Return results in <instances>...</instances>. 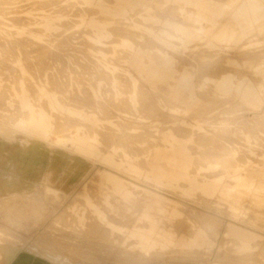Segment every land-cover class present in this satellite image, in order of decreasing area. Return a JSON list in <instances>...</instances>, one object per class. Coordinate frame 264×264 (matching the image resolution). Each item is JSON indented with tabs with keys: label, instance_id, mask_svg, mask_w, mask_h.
Here are the masks:
<instances>
[{
	"label": "rangeland",
	"instance_id": "obj_1",
	"mask_svg": "<svg viewBox=\"0 0 264 264\" xmlns=\"http://www.w3.org/2000/svg\"><path fill=\"white\" fill-rule=\"evenodd\" d=\"M236 2L204 9L188 6L192 0H0V264H214L177 247L142 250L201 230L204 210L221 213L224 228L225 218H240L235 208L257 207L264 196V151L258 162L240 152L264 146V106L253 108L243 93L264 86V0ZM119 27L133 34V50L117 47ZM27 41L31 52L65 49L66 68L29 67ZM138 51L147 61L176 62L191 83L184 95L176 96L179 76L149 85L135 67ZM37 53L29 60L42 65ZM226 79L232 85L223 90ZM40 88L67 99L72 118L52 120L39 137L35 168L43 172L23 179L15 153L34 135L20 101L37 100ZM172 150L186 155L182 164L159 158ZM55 152L63 156L57 174ZM182 179L189 184L175 183ZM241 228L259 254L264 231Z\"/></svg>",
	"mask_w": 264,
	"mask_h": 264
},
{
	"label": "crops",
	"instance_id": "obj_2",
	"mask_svg": "<svg viewBox=\"0 0 264 264\" xmlns=\"http://www.w3.org/2000/svg\"><path fill=\"white\" fill-rule=\"evenodd\" d=\"M228 1L230 3H228ZM236 1L237 0H234V3L231 4L232 1L230 0H192L193 4H188V6L204 9H227V7H237ZM219 23H223V20L221 19ZM234 23L236 22L234 21ZM116 31L121 38V41L116 43L117 47L123 48L122 50H133L135 48V44L131 39L133 37V34H131L129 31H126L122 27L117 28ZM26 48L27 57L30 58V56H32L33 59H36L37 52H35V50L31 52L33 48L30 47L28 41ZM64 52L65 49H62V51L60 50L58 52L39 50L37 55H40L39 58L43 61V64L37 65L36 62H32L31 64L29 58L27 60V64L29 67L41 66L40 69L43 71H63L64 68H66V57L64 55ZM135 62L136 70L140 74L143 73V77L152 87L156 86V84L161 85V83L164 82H175L176 78L179 76L181 78L179 83L177 84L176 96L178 95L180 97V95H184L185 91L191 86V83L188 80L187 76L183 74V71H181L180 69L178 70L177 63L171 61L169 56L166 57V61L163 64H160L154 61L144 60L143 52L138 51L135 53ZM58 66H60V68H58ZM128 84L131 85V81H129ZM231 85V81L226 79V81L221 84V88H223V90L224 88L228 90L230 89ZM1 86H4V84H1ZM33 91H31L32 94ZM35 91L36 92H34V94H38L39 99L37 98L36 100V97L34 95V97H31L28 94L29 100L27 98H22V101H20L21 110L24 114H27L29 116V120L32 121V125L29 127V131L32 135H34L31 138L27 135V137L31 139L30 144L26 146L24 150L15 153V157L18 162V169L16 173L23 179L35 178L41 175L43 172V170L38 166L35 168V165H37V163H39V160L43 158L41 153V144L43 143V140L39 137L45 138L50 133L52 128V120L59 117L72 118L68 116L67 106L64 104L67 99L61 98V96L59 97L53 92H49L47 94V92L42 89L41 91H39L38 89H36ZM108 91L110 90L108 89ZM243 91L244 96L249 99L253 108L264 106V86L260 85L257 88L247 86ZM46 98H48L49 100ZM32 99L36 100L37 103L34 104L32 102ZM147 102H149V97L146 93V103ZM128 103L130 104V102ZM261 146L262 148H264L263 145ZM262 148L260 149V147L258 148L254 145H251V148L249 149L248 146H242L240 152H242L243 154L241 156L244 159L250 158L254 160L255 158H257L258 162L260 156L262 155H260L259 153L264 151V149ZM3 150H5V145L0 143V151ZM236 151L238 152L239 150L237 149ZM62 157L63 156H61L59 152H55L54 154H52L53 163L51 169L55 174L58 173L59 166L61 162H63ZM159 158L170 162L174 161L176 162V166L178 162H184L186 155L172 150L166 155L159 154ZM111 165L116 166L114 164ZM150 166H152V164ZM123 167L136 168V165L129 164L123 165ZM148 173L147 175H142H145L147 177ZM109 175L110 180L114 182L119 181L117 180L118 178L114 176L115 174L113 175V173H110ZM185 177L191 179L188 177L187 171L185 173ZM175 183H177L179 186L182 183L189 184V182L184 179L178 180ZM115 187L121 189L122 187H124V185L119 183L115 184ZM252 196L254 195L252 194ZM254 199V197L251 198V200ZM256 200L260 204L257 207L251 206L240 208V213L239 209L235 208L236 212L234 213V215L236 217L239 216L240 218H235L233 220L225 218L229 222L226 223V226H224V228L221 219L224 217H222L221 213L204 210L202 213L203 218L201 230H194L192 234L187 235V237L180 236V238L178 237L177 239H173V244H167L163 240H156V246L153 250H151L149 253L144 250L142 251L145 254L158 255L164 254L167 251L161 250L162 248L170 249L173 247H177L180 248L181 252H186V258L190 260L212 259L214 261V264H264V244L261 246L260 253H256V247L253 246L252 243V241L254 240L252 233L241 228L242 225H248L250 227H257L261 231H264V196H258L256 197ZM182 241L185 242V245L183 246L180 244ZM138 246L140 247V249L142 248V245L140 243H138ZM140 255L144 254L141 253Z\"/></svg>",
	"mask_w": 264,
	"mask_h": 264
},
{
	"label": "bare ground",
	"instance_id": "obj_3",
	"mask_svg": "<svg viewBox=\"0 0 264 264\" xmlns=\"http://www.w3.org/2000/svg\"><path fill=\"white\" fill-rule=\"evenodd\" d=\"M1 4H3V3H1ZM6 4H7V3H6ZM43 4H44V3H43ZM0 10H1V9H0ZM3 11H4V10H3ZM6 11H7V10H6ZM11 11H12V10H11ZM17 12H18V11H17ZM0 13H1V12H0ZM14 13H15V12H14ZM5 15H6V14H5ZM18 18H19V17H18ZM15 19H17V17H16ZM15 19H14V20H15ZM19 19H21V17H20ZM23 19H25V18L23 17ZM23 21H25V20H23ZM217 28H218V27H217ZM14 40H15V38H14ZM17 41H18V40H17ZM22 41H23V40H22ZM13 42H15V41H13ZM17 43H18V42H17ZM22 43H23V42H22ZM8 44H9V41H8ZM18 45H19V44H18ZM22 45H23V44H22ZM0 46H1V45H0ZM12 46H13V45H12ZM14 46H16V45H14ZM10 47H11V45H10ZM18 47H20V46H18ZM26 47H27V46H26ZM28 47H29V46H28ZM12 48H13V47H12ZM1 49H2V48H1ZM15 49H16V48H15ZM21 51H22V50H21ZM2 58H3V57H2ZM259 62H260V61H259ZM1 63H2V62H1ZM1 65H2V64H1ZM0 76H1V75H0ZM24 77H25V76H24ZM263 77H264V76H263ZM50 84H51V83H50ZM57 84H58V83H57ZM57 84H56V86H58ZM51 85H53V84H51ZM59 85H60V84H59ZM61 85H62V83H61ZM93 86H94V85H93ZM4 87H5V86H4ZM6 89H7V88H6ZM28 90H29V89H28ZM18 91H19V90H18ZM18 91H17V93H18ZM95 92H96V91H95ZM12 95H13V94H12ZM89 95H90V94H89ZM4 96H5V95H4ZM6 98H8V97H6ZM2 105H3V104H2ZM31 105H32V104H31ZM261 109H262V108H261ZM17 111H18V110H17ZM257 112H258V111H257ZM260 112H261V111H260ZM263 112H264V111H263ZM15 115H16V114H15ZM257 115H258V114H257ZM260 115H261V114H260ZM263 115H264V114H263ZM57 116H58V115H57ZM57 116H56V117H57ZM4 117H5V116H4ZM10 117H11V116H10ZM16 117H18V116H16ZM64 117H65V116H64ZM12 118H13V117H12ZM25 118H26V117H25ZM59 118H60V117H59ZM6 119H7V118H6ZM9 119H10V118H9ZM262 119H263V118H262ZM10 120H11V119H10ZM16 120H17V118H16ZM16 120H15V121H16ZM62 120L65 121L66 119H65V120L62 119ZM2 121H3V120H2ZM257 121H258V120H257ZM9 122H10V121H9ZM58 122H59V121H58ZM65 122H66V121H65ZM2 123H3V122H2ZM5 123H6V122H5ZM74 123H75V122H74ZM243 123H244V122H243ZM255 123H256V122H255ZM257 123H258V122H257ZM0 124H1V123H0ZM60 124H61V123H60ZM241 124H242V123H241ZM250 124H251V123H250ZM253 124H254V123H253ZM253 124H252L251 126H253ZM258 124H259V123H258ZM5 125H7V124H5ZM62 125H63V124H62ZM239 125H240V123H239ZM254 125H255V124H254ZM78 126H79V125H78ZM85 126H86V125H85ZM5 127H6V126H5ZM9 128H10V127H9ZM11 128H12V127H11ZM13 128H14V127H13ZM0 129H3V128H0ZM14 130H15V129H14ZM4 131H5V130H4ZM8 131H9V129H8ZM16 133H17V131H16ZM16 133H15V134H16ZM7 134H8V133H7ZM22 134H25V133H22ZM97 134H98V133H97ZM4 135H5V134H4ZM9 135H11V134H9ZM24 136H27V134L24 135ZM26 138H28V137H26ZM104 138H105V136H104ZM107 138H108V137H107ZM107 138H106V139H107ZM4 139H5V138H4ZM10 139H11V138H10ZM13 139H14V138H13ZM13 139H12V140H13ZM36 139H37V138H36ZM38 139H39V138H38ZM24 144H25V143H24ZM25 145H26V144H25ZM34 150H36V149H34ZM32 154H33V153H32ZM21 157H22V156H21ZM27 161H28V160H27ZM180 163H181V162H180ZM181 164H182V163H181ZM178 166H179V165H178ZM183 166H184V165H183ZM154 167H155V166H154ZM23 169H24V168H23ZM155 169H156V168H155ZM151 171H152V170H151ZM175 171H176V170H175ZM107 173H108V172H107ZM18 174H19V172H18ZM176 174H177V173H176ZM173 175H174V173L172 174V176H173ZM241 175H242V174H241ZM155 176H156V175H155ZM157 176H159V175H157ZM157 176H156V177H157ZM174 176H175V175H174ZM180 176H181V175H180ZM151 177H153V176H151ZM168 177H169V176H168ZM170 177H171V176H170ZM184 177H185V176H184ZM147 178H148V177H147ZM164 178H165V177H164ZM172 178H173V177H172ZM160 179H162V177H161ZM178 179H179V178H178ZM154 180H155V179H154ZM174 180H175V179H174ZM187 181H188V180H187ZM159 182H160V181H159ZM163 182H164V181H163ZM192 182H193V181H192ZM194 182H195V181H194ZM46 183H47V182H46ZM167 183H168V181H167ZM167 183H166V184H167ZM163 184H164V183H163ZM37 188H38V187H37ZM179 189H180V188H179ZM212 191H213V190H212ZM257 191H260V190H257ZM201 192H202V191H201ZM230 192H233V191H230ZM230 192H229V193H230ZM260 192H261V191H260ZM207 193H208V192L205 193V191H204V194H205V195H206ZM229 193H228V194H229ZM34 194H35V193H34ZM208 194H209V193H208ZM208 194H207V195H208ZM210 194H211V193H210ZM225 194H226V193H225ZM207 195H206V196H207ZM221 195H222V194H221ZM34 196H35V195H34ZM23 197H24V196H23ZM4 200H5V199H4ZM5 201H6V200H5ZM15 201H16V200H15ZM41 201H42V200H41ZM263 201H264V200H263ZM11 202H12V201H11ZM12 203H13V202H12ZM43 203H44V202H43ZM43 203H41V204H43ZM6 204H7V202H6ZM10 205L12 206V204H10ZM10 205H9V203H8V206H9V207H7V208L10 209ZM15 206H16V205H15ZM21 206H22V205H21ZM21 206H20V207H21ZM32 206H33V205H32ZM1 207H2V206H1ZM23 207H24V205H23ZM23 207H21V208H23ZM42 207H43V205H41V208H42ZM27 208H28V207H27ZM30 208H32V207H30ZM4 209H5V208H4ZM37 209H38V208H37ZM37 209H36V213H37L38 210H40V208H39L38 210H37ZM42 209H43V208H42ZM42 209H41V210H42ZM6 210H8V209H6ZM15 210L17 211V209H15ZM18 210H19V209H18ZM43 210H44V209H43ZM12 211H14V210H12ZM19 211H21V210H19ZM28 211H29V210H28ZM22 212H23V211H22ZM44 212H45V211H44ZM6 213H8V212H5V214H6ZM11 213H12V212H11ZM31 213H32V212H31ZM16 214H17V216H19L18 213H16ZM33 214H34V213H33ZM2 215H3V214H2ZM7 215H10V214H7ZM14 215H15V214H14ZM22 215H23V214H22ZM22 215H21V216H22ZM49 215H50V214H49ZM28 216H29V215H28ZM3 217H4V216H3ZM12 217H13V216H12ZM19 217H20V216H19ZM6 218H7V220L10 219V217H9V219H8V217H6ZM32 218H33V216H32ZM37 218H39V217H37ZM49 218H50V216H49ZM3 219H5V218H3ZM17 219H18V217H17ZM56 219H57V218H56ZM20 220H21V218H20ZM42 220H43V219H42ZM12 221H13V220H12ZM16 221H17V220H16ZM18 221H19V220H18ZM22 221H23V220H22ZM7 222H8V221H7ZM27 222H28V221H27ZM4 223H5V222H4ZM9 223H10V222H9ZM11 223H12V222H11ZM11 223H10V224H11ZM22 223H23V222H22ZM25 223H26V222H25ZM16 224H17V222H16ZM28 224H29V223H28ZM6 225H7V224H6ZM23 225H24V224H23ZM33 225H35V224L33 223ZM33 225H32V226H33ZM2 226H3V225H2ZM7 226H8V225H7ZM18 226H19V225H18ZM26 226H27V225H26ZM26 226H25V227H26ZM30 226H31V225H30ZM25 227H24V228H25ZM27 227H28V226H27ZM14 228H15V227H14ZM37 228H38V226H37ZM49 228H50V227H49ZM100 228H101V227H100ZM7 229H8V228H7ZM15 229H16V228H15ZM28 229H29V228H28ZM28 229H27V230H28ZM50 229H51V228H50ZM50 229H48V230H50ZM54 229H55V228H54ZM54 229H52V231H54ZM58 229H59V228H58ZM94 229H95V228H94ZM101 229H102V228H101ZM27 230H26V231H27ZM32 231H33V230H32ZM55 231H58V230H55ZM62 231H63V230H62ZM75 231H76V230H75ZM26 233H27V232H26ZM55 233H59V231H58V232H55ZM30 234H31V233H30ZM61 234H63V233L61 232ZM72 234H73V233H72ZM75 234H76V233H75ZM17 235H18V234H17ZM54 235H55V234H54ZM69 235H70V234H69ZM147 235H148V234H145V235H144V236H145V239H146V238H150V237L147 236ZM222 235H223V234H222ZM13 236H15V235H13ZM63 236H64V235H63ZM70 236H72V235H70ZM97 236H98V235H97ZM146 236H147V237H146ZM32 237H33V236H32ZM58 237H59V236H58ZM58 237H57V238H58ZM221 237H222V236H221ZM65 238H66V237H65ZM70 238H71V237H70ZM81 238H82V237H81ZM88 238H89V236H88ZM79 239H80V238H79ZM142 239H143V237H142ZM60 240H61V239H60ZM69 240H71V239H69ZM69 240H68V241H69ZM72 240H73V239H72ZM52 241H53V240H52ZM75 241H76V240H75ZM84 241H85V240H84ZM84 241H83V242H84ZM145 241H146V240H145ZM21 242H22V241H21ZM36 242H37V241H36ZM66 242H67V241H66ZM76 242H77V241H76ZM19 243H20V242H19ZM39 243H40V242H39ZM41 243H42V241H41ZM50 243H51V242H50ZM69 243H70V242H69ZM69 243H68V244H69ZM74 243H75V242H74ZM84 243H86V242H84ZM95 243H96V242H95ZM99 243H100V242H99ZM53 244H54V243H53ZM66 244H67V243H66ZM82 244H83V243H82ZM15 245H17V244H15ZM77 245H79V244L77 243ZM83 245H84V244H83ZM83 245H82V246H83ZM87 245H89V244H87ZM87 245H86V246H87ZM101 245H102V244H101ZM50 246H52V243H51V245L49 244V247H50ZM53 246H54V245H53ZM53 246H52V247H53ZM56 246H57V245H56ZM56 246H54V247H56ZM79 246L81 247V245H79ZM52 247H51V248H52ZM84 247H85V246H84ZM84 247H81V249L84 248ZM87 247L89 248V247H93V246L90 245V246H87ZM56 248H57V247H56ZM56 248H55V249H56ZM78 248H79V247H78ZM85 248H86V247H85ZM88 248H86V249H88ZM73 249H75V246H74ZM58 250H59V249H58ZM71 250H72V249H71ZM82 250H83V249H82ZM91 250H92V249H90V251H91ZM84 251H85V250H84ZM90 251H89V252H86V251H85V254H84L83 256H85L86 253H91L92 251L94 252L95 250H92L91 252H90ZM97 252H98V251H97ZM94 253H95V252H94ZM92 254H93V253H92ZM87 255H88V254H87ZM88 256H90V255H88ZM88 256H87V257H88Z\"/></svg>",
	"mask_w": 264,
	"mask_h": 264
}]
</instances>
